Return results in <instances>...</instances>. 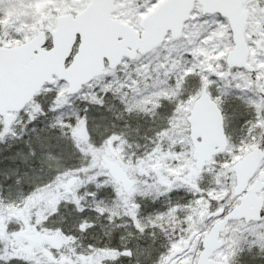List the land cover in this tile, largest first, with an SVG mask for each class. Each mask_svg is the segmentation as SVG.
Here are the masks:
<instances>
[{
  "label": "rangeland",
  "instance_id": "374dc122",
  "mask_svg": "<svg viewBox=\"0 0 264 264\" xmlns=\"http://www.w3.org/2000/svg\"><path fill=\"white\" fill-rule=\"evenodd\" d=\"M89 1L0 0V47L25 43L45 27L54 29L57 17L75 15ZM163 1L118 0L112 18L139 31V21ZM243 10L248 63L263 71L264 0ZM46 36L44 48H49ZM231 48L227 22L203 16L195 5L178 40L167 37L151 53L105 70L73 97L65 94V83L54 80L22 111L0 117V171L6 169L8 151L29 148L34 141L42 148L32 149V161L43 170L19 190L7 187L9 180L16 186L8 171L0 174V264H165L175 250L183 252L167 264H195L202 238L216 222L210 214L238 204L232 194V164L264 144V103L245 72L226 66ZM202 88L222 113L228 144L191 174L186 118ZM253 109L256 116L245 130L240 112L254 115ZM73 111L86 118L93 114L97 124L85 130L86 121H78L74 130ZM86 133L93 139L76 149ZM88 143L104 149L89 159ZM59 147L64 157L42 152ZM12 155L9 168L22 157ZM29 164L23 162L31 177L35 169ZM263 173L264 160L252 181ZM260 197L261 220L229 223L215 260L264 264V189Z\"/></svg>",
  "mask_w": 264,
  "mask_h": 264
},
{
  "label": "water",
  "instance_id": "95a60500",
  "mask_svg": "<svg viewBox=\"0 0 264 264\" xmlns=\"http://www.w3.org/2000/svg\"><path fill=\"white\" fill-rule=\"evenodd\" d=\"M116 1L90 0L81 12L57 17L55 28H46L50 37L49 49L44 48V31H37L35 36L20 45L0 47V117L22 111L44 86L52 85L54 79L67 85V96H74L83 86L101 77L105 69L115 70L123 60L133 61L138 55H147L167 36L173 41L178 40L195 4L201 8L203 16L218 15L226 20L233 44L225 57L226 66L251 71L247 65L248 50L244 40L247 17L243 11V6L250 0H164L140 20V31L111 17ZM76 41V52L71 57ZM69 58L71 60L66 65ZM186 120L193 146L194 168L200 171L227 147L222 115L205 88L194 101ZM263 158L264 153L255 148L232 165L236 183L233 195L240 196L239 204L203 237L196 264H228L226 260L215 262L211 259L222 247L219 238L228 222L260 220L263 203L258 194L264 188V175L249 188L247 185ZM113 177L119 179L120 175L114 171ZM222 215L223 209H219L208 218ZM186 248L185 244L183 250ZM182 252L173 251L165 264Z\"/></svg>",
  "mask_w": 264,
  "mask_h": 264
},
{
  "label": "trees",
  "instance_id": "16d2710c",
  "mask_svg": "<svg viewBox=\"0 0 264 264\" xmlns=\"http://www.w3.org/2000/svg\"><path fill=\"white\" fill-rule=\"evenodd\" d=\"M94 109H92V110H88L89 112L90 111H93ZM241 114H245V111L243 110V111H241L240 112ZM71 114H75V117H74V130H75V127H77V123H78V121H81V122H83L84 120L86 121L85 122V124H84V126H85V130H87L86 129V127H88V125L90 124V125H92L93 123L94 124H97L93 119H94V115L93 114H89L88 116H87V118H86V116L84 117V115H83V113H80V114H78V113H76L75 111H73ZM95 114H96V116L97 115H99V113L98 112H95ZM245 117H246V120H244L243 122L241 121V123H244L245 124V122L247 121V119H248V114L246 113L245 115H244ZM73 130V131H74ZM245 130H246V126H245ZM86 139H89V140H92L93 139V137H91V135L89 136L88 135V133H86L85 134V138H83V140L82 139H80L79 141H77L78 142V144L77 143H75L77 146H75L76 147V149H77V147L78 146H81V145H83V142H84V140H86ZM88 145L90 146L88 149H87V153H88V155H86V157L87 158H92V156L93 155H96V153H101L102 151H103V149H104V147L103 148H101L100 147V145H97V146H94V144H89L88 143ZM36 146H39L38 145V143H37V141H34V142H32L31 144H30V146H29V148H24V147H22L21 149H19V151H8V153H6V154H10V155H12V154H20L22 157H20L19 159H18V161L20 162L19 164H15L12 168L10 167L9 168V165L7 164V162H6V165H5V167H6V169L5 170H3L4 172H1L0 171V174H5L7 171V173L9 174V175H12V177L11 178H13V181L16 179V186H13V184H12V180H9V183H7V187H10V188H13V189H20L21 188V185H22V183L24 184L25 183V181L26 180H21V179H18V176H21L20 174H18V172H17V169H18V167H19V165L20 164H23V162H25V164H27V163H29L30 162V164H29V167H31V168H34L35 169V172L34 173H32L35 177H39V176H41V174L43 173L42 171V169H41V167H38V166H36V163H34V161H32V157L34 156V152H33V148L34 147H36ZM39 148L41 149L42 147L41 146H39ZM48 151V156L49 155H52V158L53 159H55V155H59L60 157H64V155L66 154L65 152H64V148L62 149L61 147H59V148H57L56 150H53V149H49V150H45V151H42V152H47ZM29 155H31V156H29ZM1 156V155H0ZM13 156V155H12ZM18 156V155H17ZM41 157H42V155H40ZM59 157V158H60ZM40 159V158H39ZM24 167V166H23ZM45 171V170H44ZM40 174V175H39ZM36 178V179H37ZM27 179H29V180H27L26 181V183H29L31 180H32V178H27ZM63 204V203H62ZM62 204H60V206H62ZM143 204H145V203H141V208H145L146 207V204L145 205H143ZM147 205H150V204H148L147 203ZM69 206V205H68ZM82 206V205H81ZM149 208H150V206H149ZM157 214V213H156ZM146 215V214H145ZM85 238H89V240H92L93 241V239H92V237H89V236H86ZM68 259H70L71 260V258H72V256L70 255V254H64ZM155 259V258H154ZM8 264H12V262H9ZM89 264H91V263H89Z\"/></svg>",
  "mask_w": 264,
  "mask_h": 264
},
{
  "label": "flooded vegetation",
  "instance_id": "af4514ba",
  "mask_svg": "<svg viewBox=\"0 0 264 264\" xmlns=\"http://www.w3.org/2000/svg\"><path fill=\"white\" fill-rule=\"evenodd\" d=\"M253 1H254V0H250L249 2H247V3L245 4V6H246L248 3H251V2H253ZM245 6H244V7H245ZM245 13H246V12H245ZM246 17H247V20H246V24H247V21H248L247 13H246ZM245 28H246V25H245ZM245 44H246V42H245ZM253 46H254L256 49L259 50V44H258V42L255 41V42L253 43ZM246 47H247V50H248L247 65L251 68V71H249V72H248V71H245V70H242V71L245 72V73L250 77V79L252 80V82H253V89H254V93H255V95H256V98H257V97H261V102L264 103V97H263V95L261 94V91L264 90V84H263L264 70H263V71H262V70L258 71V70H256V69L250 64V62L248 63V61H249V57H250V53H249V49H248L247 44H246ZM257 73H261L259 77L257 76ZM263 109H264V107H263ZM249 112H250V111H249ZM246 113L248 114V119H247V121L245 122V126H247L246 129H248V128L250 127L251 122H252L253 116H256V112H255V110L253 109V110H252V113H253L254 115L249 114L248 111L245 110V114H246ZM261 120L264 122V110L261 111ZM247 124H248V125H247ZM263 126H264V125H263ZM263 142H264V141H263ZM262 146H264V144H260V145L257 146V147H253L251 150H253V149H255V148L262 150ZM234 163H235V162H234ZM252 182H253V181H250V183L248 184V188L251 186ZM254 182H255V181H254ZM254 182H253V183H254ZM237 202H238V199H237Z\"/></svg>",
  "mask_w": 264,
  "mask_h": 264
},
{
  "label": "bare ground",
  "instance_id": "6f19581e",
  "mask_svg": "<svg viewBox=\"0 0 264 264\" xmlns=\"http://www.w3.org/2000/svg\"><path fill=\"white\" fill-rule=\"evenodd\" d=\"M4 158L7 160V164H10V162H14L13 160H14V158H13V156L12 155H5L4 156ZM10 161V162H9ZM20 162L18 161L16 164H19ZM24 165L23 164H20L19 165V167H18V169H17V172H18V174H20L21 176H23L24 178H26L25 180L27 181V180H29V179H27V178H36L33 174V176H31V177H29V174H30V171H29V169H27V168H25V167H23ZM112 234L114 233V232H111ZM119 241V240H118ZM123 254H125L127 257H129L130 256V252L129 251H125ZM65 256V255H64ZM154 258H156V257H154Z\"/></svg>",
  "mask_w": 264,
  "mask_h": 264
}]
</instances>
